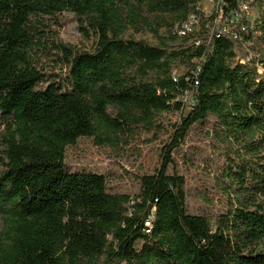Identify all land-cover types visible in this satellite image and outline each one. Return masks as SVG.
Here are the masks:
<instances>
[{"label":"trees","instance_id":"16d2710c","mask_svg":"<svg viewBox=\"0 0 264 264\" xmlns=\"http://www.w3.org/2000/svg\"><path fill=\"white\" fill-rule=\"evenodd\" d=\"M202 1L0 0V264H264V0H214L212 17ZM245 2L257 20L210 39L216 10L229 17ZM143 10L173 21L155 30L167 29L159 45L126 36L129 23L147 22ZM63 14L95 33L93 51L50 46L43 28ZM190 14L200 30L177 37L174 25ZM48 47L62 55L60 74L37 67ZM176 112L180 122L155 173L139 178V195L111 193L104 175L67 168L66 149L80 138L117 136ZM204 123L224 209L193 215L173 155Z\"/></svg>","mask_w":264,"mask_h":264},{"label":"rangeland","instance_id":"374dc122","mask_svg":"<svg viewBox=\"0 0 264 264\" xmlns=\"http://www.w3.org/2000/svg\"><path fill=\"white\" fill-rule=\"evenodd\" d=\"M201 7L206 14H210L213 4L202 1ZM257 15L258 9L255 7L251 13L252 20ZM142 18H146L147 22L128 24L126 36L159 45V35H165L167 29L162 27L159 33H155V30L159 24L163 26L164 21L172 23L171 17L143 10ZM43 30L50 46L53 43L63 44L75 50L93 51L97 43L95 33L82 28V22L73 14H63L57 23L48 22ZM60 58L62 55L57 50L48 47L46 52L39 54L37 67L47 74H60ZM177 69L182 73V66ZM187 112L186 109L184 115ZM109 113L112 117L118 115L113 108H110ZM181 115L180 112L160 114L152 125L142 122L126 127L117 136L113 134L103 138H80L75 145L66 149L67 168L74 173L104 175L109 192L137 196L141 191L139 178L155 173L160 164L161 149L169 142L173 125L180 122ZM210 127L211 123L195 125L186 142L173 155L177 172L186 178L190 186L192 197L188 200V210L193 215L217 214L224 209L219 204L222 197L216 189L219 167L212 156L210 140L206 136ZM4 128L0 121V155L4 151ZM2 170L0 167V173ZM174 171L171 169V173ZM208 198L210 202L206 201ZM3 225L0 217V229Z\"/></svg>","mask_w":264,"mask_h":264},{"label":"built area","instance_id":"2783aa9c","mask_svg":"<svg viewBox=\"0 0 264 264\" xmlns=\"http://www.w3.org/2000/svg\"><path fill=\"white\" fill-rule=\"evenodd\" d=\"M203 1L213 4V8H212L210 14H206L204 12L203 8L201 7V3L199 4L200 5L199 8L203 11V13L206 16H209V17L211 16L212 17L213 16V10H214V8L216 6V3L214 2V0H203ZM253 8L254 7H252L250 5V3L245 2V3H243L241 5L240 12H238L235 15H232V16H229V17H225L223 9L220 6L218 8V10H216L213 22L208 24V26H207L209 38L211 39L215 35L217 37H220L223 34H227V33L233 32L235 27L237 26V24L244 17H246L249 20V22L251 24H253V22L255 20H257V18L259 17V10H258L257 17L252 20L251 13H252ZM200 25H201L200 18L197 15H195V14H190L185 20L177 22L174 25L173 33H174V35H176L179 38L188 37V36L193 35L196 32H198L200 30ZM195 45L196 46H201V45H203V42L202 41H196ZM254 57H258V55H254ZM202 61L204 62L205 58H202ZM239 62L244 64L246 62V60L245 59H240ZM258 68H259V73L260 74H264V69L260 65L258 66ZM200 71H201V67L199 66L197 68V72H194V85L192 87L193 89H192V91L190 93H187L186 97L184 98V101L186 102L187 110H188L189 106L193 105V99L191 97H192L193 94L196 95V93H197V87L199 85V82L197 81V77H198V74L200 73ZM172 78H173L174 81H177L176 74H173ZM151 220L152 219H150L147 222V227H151ZM147 232H149V230Z\"/></svg>","mask_w":264,"mask_h":264}]
</instances>
